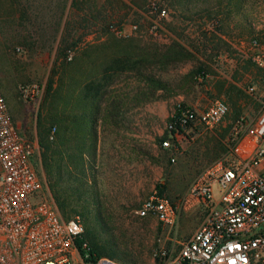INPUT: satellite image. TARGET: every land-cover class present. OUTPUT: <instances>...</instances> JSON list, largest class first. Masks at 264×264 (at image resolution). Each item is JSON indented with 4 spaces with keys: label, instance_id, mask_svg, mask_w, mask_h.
Here are the masks:
<instances>
[{
    "label": "rangeland",
    "instance_id": "rangeland-1",
    "mask_svg": "<svg viewBox=\"0 0 264 264\" xmlns=\"http://www.w3.org/2000/svg\"><path fill=\"white\" fill-rule=\"evenodd\" d=\"M78 1L73 5V0H20L15 7L10 0H0V88L14 125L26 138L37 141L40 104L36 111L26 102L20 85H43V98L51 78L53 87L59 90L60 86L64 92L73 82V111H80L77 87L86 78L98 80L116 58L132 67L113 77L110 87L125 88L128 95L114 116L117 121L109 119L97 126L89 179L94 178L106 218L100 241L136 264H161L154 251L178 250L203 219L202 209L186 201L193 179L225 157L238 117L255 119L264 102V70L249 58L254 40L264 47V0H245L231 21L214 27L200 15L180 14L183 11L161 0ZM158 5L167 10L166 17L159 15ZM122 25L127 36L115 33ZM63 38L67 56L56 62ZM173 39L191 54L165 63L163 55L172 53ZM142 70L163 86L153 91L135 74ZM251 85L252 92L248 91ZM217 99L230 107L219 124L211 128L196 124L180 133L179 149L163 147L169 117L178 104L199 110ZM83 133L80 127L78 137ZM37 168L43 176L40 159ZM158 189L177 205L173 226L136 212ZM76 215L81 219L80 213Z\"/></svg>",
    "mask_w": 264,
    "mask_h": 264
},
{
    "label": "built area",
    "instance_id": "built-area-1",
    "mask_svg": "<svg viewBox=\"0 0 264 264\" xmlns=\"http://www.w3.org/2000/svg\"><path fill=\"white\" fill-rule=\"evenodd\" d=\"M159 15L166 17L167 10L161 9ZM136 28L131 25V30ZM115 33L129 34L123 25ZM252 46L249 58L264 70V47L255 40ZM43 88L32 82L20 85L19 91L37 111ZM248 91H254V86ZM229 111L228 103L219 99L199 110L178 104L168 124L169 137L161 141L163 147L177 150L172 137L177 140L196 124L214 127ZM232 130L225 157L198 173L188 190L186 201L203 211L200 225L178 250L154 251L161 264H264V102L255 119L239 116ZM37 149V141L26 138L14 125L0 88V264H89L76 244L82 221L78 215L61 216L35 167ZM136 212L165 226L178 219L177 205L157 191ZM93 264L121 263L100 257Z\"/></svg>",
    "mask_w": 264,
    "mask_h": 264
},
{
    "label": "trees",
    "instance_id": "trees-1",
    "mask_svg": "<svg viewBox=\"0 0 264 264\" xmlns=\"http://www.w3.org/2000/svg\"><path fill=\"white\" fill-rule=\"evenodd\" d=\"M13 6H20V0H10ZM171 5L180 14L195 13L211 24L226 23L232 20V15L239 13L245 0H161ZM73 5L79 1L73 0ZM15 6V7H16ZM14 7V8H15ZM158 5V13L163 9ZM15 10V9H14ZM24 11V9H23ZM220 15V19H217ZM218 28V27H216ZM66 32L69 30L68 22ZM61 41L56 62L66 59V47ZM170 54L165 53V63L176 61L190 56L191 52L178 39L170 43ZM170 50H168L169 52ZM188 58V57H187ZM61 68H65L61 64ZM123 59H114L110 66L104 68L101 77L86 78L78 85L80 97V111H73L71 94L75 91L73 82L66 85V90L59 86L53 87L51 78L40 103L36 118V136L39 145V154L35 157V167L40 159L43 176L51 196L61 216L65 219L81 214L83 232L76 240V244L89 264L95 263L100 257H107L121 264H136L114 251L110 245L100 241V235L105 231L106 218L103 212L102 199L98 193L94 178L89 179L93 170L97 142V126L118 115L121 105L127 99L125 88L110 87L113 77H119L123 72L131 70ZM144 83L149 84L153 91L160 89L163 83L160 79L146 71L135 73ZM204 76L203 73H199ZM138 91V87H135ZM146 95V91L143 92ZM173 118L169 117V122ZM83 128L84 137H78L79 128ZM174 132V129L171 131ZM169 137V132L165 138ZM162 139V140H163ZM173 144L179 149L176 140L171 138ZM176 151L173 147L168 149ZM38 171V170H37ZM158 193L162 194L161 189Z\"/></svg>",
    "mask_w": 264,
    "mask_h": 264
}]
</instances>
